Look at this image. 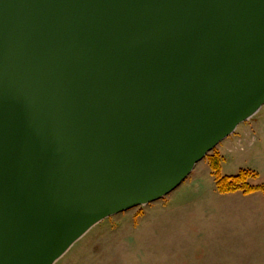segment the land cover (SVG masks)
Instances as JSON below:
<instances>
[{
  "label": "water",
  "instance_id": "95a60500",
  "mask_svg": "<svg viewBox=\"0 0 264 264\" xmlns=\"http://www.w3.org/2000/svg\"><path fill=\"white\" fill-rule=\"evenodd\" d=\"M263 105L264 0H0V264L162 199Z\"/></svg>",
  "mask_w": 264,
  "mask_h": 264
},
{
  "label": "rangeland",
  "instance_id": "374dc122",
  "mask_svg": "<svg viewBox=\"0 0 264 264\" xmlns=\"http://www.w3.org/2000/svg\"><path fill=\"white\" fill-rule=\"evenodd\" d=\"M208 155L260 189L219 192L205 157L176 190L102 220L54 264H264V106Z\"/></svg>",
  "mask_w": 264,
  "mask_h": 264
},
{
  "label": "trees",
  "instance_id": "16d2710c",
  "mask_svg": "<svg viewBox=\"0 0 264 264\" xmlns=\"http://www.w3.org/2000/svg\"><path fill=\"white\" fill-rule=\"evenodd\" d=\"M206 157H209L210 167L219 192L226 193L241 190L243 193L248 194L260 189L247 183L248 178L251 176L250 172L242 170L235 175L222 176L220 174L219 158L213 155H207Z\"/></svg>",
  "mask_w": 264,
  "mask_h": 264
}]
</instances>
